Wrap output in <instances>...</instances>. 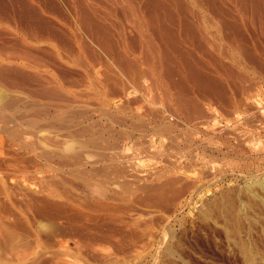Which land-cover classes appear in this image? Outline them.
<instances>
[{"label": "rangeland", "instance_id": "rangeland-1", "mask_svg": "<svg viewBox=\"0 0 264 264\" xmlns=\"http://www.w3.org/2000/svg\"><path fill=\"white\" fill-rule=\"evenodd\" d=\"M119 13L118 27L143 37ZM214 31L239 78L210 97L185 81L198 108L177 106L155 72L165 51L151 49L128 55L149 70L142 88L117 72L119 52L100 49L90 66L69 49L56 69L46 60L71 94L45 100L24 80L0 83V264H264V35L230 34L250 58ZM13 33L0 32L3 57L38 54Z\"/></svg>", "mask_w": 264, "mask_h": 264}, {"label": "bare ground", "instance_id": "bare-ground-1", "mask_svg": "<svg viewBox=\"0 0 264 264\" xmlns=\"http://www.w3.org/2000/svg\"><path fill=\"white\" fill-rule=\"evenodd\" d=\"M111 1L112 2L110 1L108 2V0H0V32L10 31L16 33V35L17 34L20 35L22 37V43H25L23 47L26 46V42H28V40H31V42L34 41L35 45L37 46L39 45V47L37 48L36 46L33 47L36 49L37 51L36 53H38L35 56L33 54L30 55V52L28 51V50L31 51L32 49H26L25 51L18 49L20 50V52L22 51L20 56L18 52H17L18 55L14 56V53H12L13 54L12 55L10 50L9 52L12 55L10 57L7 56L3 57V55L0 54V83L4 82L5 84L9 80L7 84H9V82H12L15 86V84L19 85L17 84L18 82L17 80H22V81L24 80L26 81V83L24 81L22 83L34 84L35 86H37L38 89L37 91L34 90L35 92L33 94L38 97L41 96L45 100L54 97L57 98L56 96L59 97L60 95L64 96L63 93H70V90H68L65 86L66 84L64 80H62L63 76L61 74L63 73L59 71L61 74L58 75L52 70H50L49 68L50 65H48L49 63H47L46 61L49 60L50 62L53 63V66L54 65L56 66V63L62 60L61 58L62 51L60 49L62 50L69 49L68 50L69 54L70 53L73 54L74 56L73 58L76 60L77 63H80L79 64L80 66L81 63L83 66H85V63H87L89 66L90 64L94 65V61L97 58H100L98 57L99 54L97 53L99 49L107 53H115L117 51L119 52L118 54L116 52V54L119 55L117 56L119 62L117 64L119 65L117 68L116 67L115 68L117 69V72L119 68L120 74L122 73L125 78L129 77V80L132 79V81H130L131 83L133 82V80L136 79L138 80V78L141 77L142 78L144 77L143 79H145L147 72L149 70L141 67L145 63L136 62V59L131 60L128 55H135L134 52H136L137 49H140L142 51L144 49H147V51L148 49H151L152 51L153 50L157 52L160 51V54L161 51L163 52L165 51V56L164 57L162 56L163 57L162 59L160 57L161 65L160 66L157 65L156 70L154 68L153 69L155 70L159 78L162 79L164 78L165 83L166 80L168 81V83L166 84L168 85V88L170 90L172 88L176 89L175 91L177 93L173 95H175L176 97V101L178 104L177 106L178 107L180 106L183 110H185L187 106L186 104L189 103L188 106L198 108L197 106L199 105L197 103V100L193 99V97L187 98L183 93L184 91L185 92L188 91L185 88L186 85L184 86V84L187 83V80L190 81L191 84L192 83L195 84V90L197 91V94H200L203 97H207V96L210 97L213 96L212 94H215L214 92L217 91L219 93L220 91L221 93L222 92L225 93L227 87L229 86L228 85L226 87L228 81L231 82V80H233L234 77L239 78L237 77L238 74L236 75L234 69L235 66L231 64V62L226 61V59L229 58V55L227 54L229 49H224V48L222 49L221 45L216 40L217 35L214 34L215 32L214 29H216V31L218 32V35L221 37L220 39L221 41H223L224 45L228 46L232 51L234 50V51L247 52V49L241 47V44H239L240 42H238L234 37L232 38L230 36L231 33H234L235 35L242 37V35L245 34L244 33L245 31L247 33H249L250 31L253 32L259 31V33L261 32L264 35V0H111ZM106 2L108 3L107 7H105ZM119 12H121L123 14L121 15L124 17H127V15H125L127 12H128L127 14L131 15L133 23L136 24L134 26L135 27L138 26L139 28L138 30L142 32L143 37L140 36L141 38L139 40L138 38L133 39L134 37L132 36V34L130 33L131 35H129L126 29L120 27L121 25H119L120 27L119 29L118 24L115 22L114 19L116 18L117 13ZM124 17L122 18L124 19ZM43 45H46L48 49L42 47ZM255 50L260 51L262 49L257 48ZM12 52L14 51L12 50ZM248 52H249L248 56H250L251 58L252 55H250L251 54L250 51ZM153 53L155 54V52ZM171 53L172 54L175 53L178 56L177 61L179 66L176 69L174 68L172 69L173 65L172 67L169 66L173 64L172 59L173 61L175 59V58L171 59L169 57ZM158 54L155 55L158 56ZM31 57L35 58V60H33ZM148 57H147L148 61H151L153 59L152 58L150 60L148 59ZM144 58L146 59V57ZM157 58L159 59V57ZM113 59L111 58L112 60L111 63L113 62ZM76 62L75 64L78 66ZM104 62L106 63V61ZM138 63H140V65ZM163 63H165V65L167 66H164ZM107 64L104 66L109 67V65ZM54 67L52 69H54ZM29 68L32 70L28 71ZM91 68L93 70L94 66L91 65ZM151 71L153 72V70ZM114 73L115 71L112 74ZM122 74L121 76H123ZM175 74H178L181 77L177 82H174L173 80L175 77L171 79L172 76H175ZM93 75L91 76L93 77ZM106 75L107 73H105L104 78L106 77ZM148 75L149 77L151 76L150 74ZM107 77H109V74ZM137 80H136V85L141 79L138 81ZM109 81L112 82L111 77L107 78L106 83ZM152 83H154L153 80ZM120 84H118L117 87L121 86ZM114 85H116L115 82ZM140 85L137 86L142 88V86ZM137 86L136 88H138ZM152 88L157 89L153 86ZM188 88L190 87L188 86ZM107 91L108 94L113 93V89ZM114 92H115V88H114ZM237 93H240V91ZM227 96L228 95H226V97ZM59 99L62 98L60 97ZM229 106H231V103ZM242 113L244 112L242 111ZM172 115H174V113ZM12 120L15 119L12 118ZM78 154L79 153H77V155ZM44 156L46 158H49L50 155L48 156V154L46 155L44 154Z\"/></svg>", "mask_w": 264, "mask_h": 264}]
</instances>
